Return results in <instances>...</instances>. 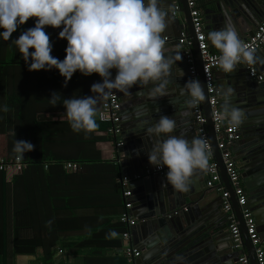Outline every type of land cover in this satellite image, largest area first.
<instances>
[{
	"label": "crops",
	"instance_id": "obj_1",
	"mask_svg": "<svg viewBox=\"0 0 264 264\" xmlns=\"http://www.w3.org/2000/svg\"><path fill=\"white\" fill-rule=\"evenodd\" d=\"M215 2H218V0H196L198 7L201 9L206 39L207 33L214 30L213 27L216 25H214L215 20L210 22L213 14L209 16L205 12L206 9L215 10ZM173 3L180 6L179 0H174ZM180 10L181 6L176 11L175 16L183 24L184 14ZM244 13L242 16H245V19L250 17L247 9H244ZM205 16H209V18L205 19ZM216 20H220L221 24L231 23L234 25L237 23V20L233 19L230 14H220V17L217 16ZM233 21L236 22L232 23ZM35 22V17L29 18L25 24L20 25L12 34L8 41L11 46L10 51L5 53L6 55L3 58L16 63H10V67L7 68L0 67V108L3 107L2 105L5 102H11L12 127L13 125L17 126L16 135L13 128L9 132L11 135L9 138L3 132L0 133V156L5 158L7 153L19 156L14 151V144L16 140H23L35 145L33 151L24 153L27 159L30 160L36 154L42 157L57 156L59 158L52 159L51 162L49 159L45 160L40 164L41 166L39 164H29L24 165L22 170L5 173L6 191L5 194L2 193V198H5L6 240L0 241V252L2 246V251H5L6 254L4 257L0 255V264H128L124 249L130 245L140 250V257L138 258L140 264H179V262H168L161 252L166 247L162 245L160 240L161 237L165 236L164 233H167V230L162 227L163 230L160 235H155L154 232L160 229L159 226H156V223H153L155 229L151 233L152 230L148 226L144 228L145 225L142 224L145 223L140 222V219L144 217L141 214L144 208L141 204H146L148 200H150L151 206L159 211L165 206L164 216L167 217L168 224L170 223V226L174 229L169 231L170 239L175 238L180 231H183L184 236L191 241L190 245L183 247L174 255L173 260L186 255L188 252L195 254L194 248L202 242H208L210 238L220 239L224 241L226 246L229 245L230 247L231 236L222 209L221 191L206 185L207 173L205 169L199 173L194 170L192 177L189 179L187 191H177L170 184L167 186L165 184L158 189L150 190L147 194L143 182L141 183L140 180H142L141 178H147L142 175H144L147 168L153 165L146 166L143 163V169L140 171L141 168L137 164L135 165L134 162L136 159H140V155L148 159L147 150L149 148L151 150L157 145L158 138L154 134L147 133L146 129L158 121L160 115L178 120L180 117L177 113L183 111L190 120L186 122V125H190L194 133L190 131V136L184 137V134L176 128L173 133L167 135H181L189 141L198 138L191 107L186 103L190 99L187 89L184 88V84L189 81L187 75L184 76V80L181 79V82H179L178 70L173 68L171 75L166 77L169 81L166 85V96L157 100L154 98L152 89L161 81L149 83L143 87L133 86L131 88L134 91L133 93L138 94L135 97L136 100L141 99L136 104L139 113L136 110L134 111L135 115L140 116V119L136 118L137 121H134L132 114L128 116L127 112V114L122 115L120 109V133L113 135L107 132L109 123L106 125L101 120V97L90 92L93 83L102 82V78L98 74L93 73L84 76L77 71L67 82V85L64 86V78L55 68L47 71L28 70V64L21 58L12 41L17 39L23 31L33 28ZM259 22L256 21L251 26L245 22L244 27L256 28ZM61 30L62 27L52 28L46 26L44 28V31L50 37L51 55L62 61L65 58L67 41L58 38ZM184 32V28H177L176 24H171L168 20V28L162 33V37L165 41L173 43V50L176 49L183 53L184 45L178 42V36ZM186 37L190 40L187 33ZM248 37L249 35L246 36V38ZM207 42L211 51L219 52L211 45L210 41L207 40ZM262 46L259 53L253 57V64L258 70L264 69V48ZM29 51H34V49H29ZM113 71L116 74V70L112 69ZM239 72V68L234 73H224L220 68L214 70L218 104L221 103V100H224L223 93L228 88L232 87L236 93L244 92L245 84L241 80H238L236 84L234 82V80L237 81ZM112 77L114 76L112 75ZM229 80L232 82H229ZM258 83H260L259 89L261 90L264 81ZM114 91L118 95L119 91ZM53 92L61 95V99L55 107L49 103ZM2 93H8V95ZM257 94H260V92L251 94L248 98H256ZM88 95L97 96L98 99L96 105L98 128L87 134L84 131L73 132L66 119L63 99ZM232 97L233 95H231L229 101H232ZM144 99L149 101L145 102ZM246 101L249 100L246 99ZM142 102L146 103L145 107H142ZM148 103L154 104L149 106ZM170 107H174L173 110L177 114L176 116L172 112L173 110L168 114L160 115L155 111ZM219 107L223 111L224 106L219 105ZM2 114V109H0V120ZM4 115H7L6 111ZM253 115V122H261L264 128V109L258 110ZM139 128H142L145 134L149 136L148 140L141 137L148 145L146 149L143 147L145 145L142 146V144L136 142L135 137ZM252 128H248V137L254 133ZM247 136L240 138V140L248 139ZM166 138L165 134H161L159 140ZM117 140H122L123 144L117 146ZM249 145L248 142L241 147L246 148ZM237 147L239 150H236ZM237 147L232 145L230 150L233 161L238 166L239 160H236V158L243 149L239 144ZM71 161L77 163L78 168L76 170L65 167L64 163ZM113 167L116 169H112ZM237 168L239 169V185L246 195L247 206L253 214L256 230L260 235H263L264 197L259 192V187L255 185L256 178L250 177L245 180L242 176L243 169L239 166ZM136 175L141 176L135 179ZM244 175L248 177L247 173ZM123 176L131 178L124 188L131 190L132 207L129 209V213L136 218V223L128 227V241L122 236L123 226L119 222V216L124 210L123 186L121 184ZM13 177H15V181ZM251 184L252 186L247 187ZM220 185L227 190L222 178ZM182 201H184L183 204H181ZM232 209L235 212L233 205ZM111 232H116L118 235L113 238L109 235ZM241 235L243 241L242 231ZM15 236L18 239L26 240L25 244L27 245L23 254H14V251L21 246L20 243L14 244ZM44 250L53 253L54 258L44 261L42 259ZM238 250L248 254L244 242L241 249ZM121 258H124L125 261L123 259L121 261Z\"/></svg>",
	"mask_w": 264,
	"mask_h": 264
},
{
	"label": "clouds",
	"instance_id": "obj_2",
	"mask_svg": "<svg viewBox=\"0 0 264 264\" xmlns=\"http://www.w3.org/2000/svg\"><path fill=\"white\" fill-rule=\"evenodd\" d=\"M32 17L36 18L35 26L12 41L28 64V70L55 68L64 78V86L77 71L84 76L98 74L102 82L93 83L90 92L103 98L111 94L106 90L129 94L133 86L143 87L157 81L161 82L152 89L153 94L166 96L169 83L166 77L182 59L179 53L174 58L165 54L162 33L168 28L169 16L161 8L160 0H0V29H3L0 37L9 41L17 28ZM46 26L62 27L58 38L67 41L62 61L51 55L50 37L44 31ZM207 40L221 53L217 63L224 73H234L239 65L254 62L253 51L239 38L231 23L208 32ZM112 69L116 70L114 79ZM184 88L190 97L186 101L188 106L196 107L205 100L198 80L187 81ZM233 93L232 88L223 93L224 107L218 119L223 121L227 117L235 127L242 122L243 112L234 107L229 112V98ZM60 99L61 95L53 92L49 103L55 107ZM97 103L94 95L63 99L66 119L73 132L87 134L98 128ZM175 129L176 121L166 115H160L159 120L146 129L158 138L157 145L148 153V162L157 169L167 168L164 181L177 191H187L194 170L208 166L207 142L203 138L189 141L181 135H167ZM161 134L167 138L159 140ZM34 148L35 145L23 140H16L14 144L20 158ZM109 235L114 238L118 234Z\"/></svg>",
	"mask_w": 264,
	"mask_h": 264
},
{
	"label": "water",
	"instance_id": "obj_3",
	"mask_svg": "<svg viewBox=\"0 0 264 264\" xmlns=\"http://www.w3.org/2000/svg\"><path fill=\"white\" fill-rule=\"evenodd\" d=\"M173 2L174 0H160V6L163 10L168 12V16H169L168 20L171 22V24H176V27L180 29L184 28L185 32L188 34V38L192 41V48H193V52L195 56L198 81L201 83L203 90H204V95H205V100L202 102V104H203L204 114L206 116V125H207V130L209 134L212 152L214 153L215 159L218 163L221 178L225 183V187L230 193V201L233 205V208L236 212V216L240 223L239 225H240V228L243 234V242L246 248L248 249V254L246 255L248 256L249 263L257 264L255 257H254V247L252 246L249 240V237L246 233L245 224H244L242 217L240 216L239 207L236 203V197L234 196L232 187L230 186L229 181L226 177L225 169L222 164V160L220 156V152L217 148L216 135L213 130V122L211 119L209 105L207 101L206 86H205V81H204L203 74H202V68H201L202 60H201L199 50L197 47V41L195 39L189 10L186 6L185 0H179L180 6H181L180 11L184 14L183 24H181L176 18L175 14H173V7L175 4ZM214 7H215V10L206 9L207 11L205 12L206 14H209V16L213 14L211 15V20H210V22H214L215 20L214 25L216 26H214L213 29L219 30L226 24V23L221 24L220 20H216L217 16L219 18L220 14L221 15L230 14L233 19L237 20V23H235L233 26L235 27L239 35V38L241 40L245 39L246 36L248 35L251 36L253 32L255 31L254 27H249V28L244 27L245 22L251 26V25H254L256 21H261L264 18V0H218V2H215ZM244 9H247L250 14V17H247L246 19H245V16H242L245 14ZM241 12H243V14L240 15ZM209 16L208 17L205 16V19L206 18L208 19ZM234 22L236 21H233L232 23ZM165 42H166L165 54L167 56L174 58L175 55L179 53L182 57L180 61L176 62L175 65H173L171 71L173 70V68H176L178 70V81L179 82H181V79L184 80L185 75H187V78H188L187 80H190L189 71L187 70L188 66L185 62L184 55H182L183 53L176 49L173 50L174 49L172 48L173 43L167 42V41ZM262 47L264 48V45ZM259 51H260V48L254 52L253 57H255V55L259 53ZM243 65L241 64L238 66L240 72L238 74L237 81L234 80V82L236 84L238 80H241V82L245 84L243 88L244 92L236 93L234 91V93L232 94L233 95L231 99L232 101H229V105H230L229 108H230V111H231V108L234 107V108L240 109L243 112V120L238 125L240 129V133H241V138H245L247 136L249 127H253L252 129H254V133H252L253 131L251 132L252 133L250 136L251 138L247 136L248 139H245V140L239 139L238 141L234 142L233 145L237 147V145L239 144V146L241 147L242 145L248 142L250 143V145L247 146L246 148L241 147L243 151L242 152L240 151L241 153L239 156H237L236 160H239L238 166L241 169H243L242 176L244 177V179L247 180V178H250V177L256 178L255 185L259 187V192H261L262 196L264 197V128L261 122H258V123L253 122L254 121L253 114L257 112L258 110L264 109V104H263L264 100H262L264 99V86H262L260 90L259 89L260 83H258L256 80L252 79L248 75L247 70L246 68H244L245 66L243 67ZM180 70H182L183 74L181 73ZM111 73L114 76L112 78H115V75H116L115 71L112 72L111 70ZM229 82H232V81L229 80ZM133 92L134 91L132 89H130L129 94H124V93L119 92L118 98H119V101L121 102V108H120L121 114L122 115L127 114L128 112V116L132 114L133 115L132 119L134 121H137V119H140V116L135 115L134 111L136 110L139 113V109L136 104L139 101H141V99L136 100L135 97H137L138 94L133 93ZM257 92H260V94H257L256 98H248L250 97L251 94H255ZM154 98H156L157 100L158 98H161V97H158V94H157V95H154ZM246 99L249 101H246ZM144 101L148 102L149 100L144 99ZM145 102H142V107L146 106ZM218 102H219V99H218ZM152 104L154 103H148L149 106H152ZM219 105L224 106V100L223 101L221 100V103H219ZM173 109L174 107H170V108H163V109L155 110V111H157L160 115V114H168ZM172 112H174V110ZM177 114L179 115L180 118H178V120L173 118L176 121V128H178L179 131H181L184 134V137L185 136L189 137L190 131L194 133L193 128L190 125L189 126L186 125V122H189L190 120H188V118L183 113V111ZM177 114L175 113L174 115L176 116ZM225 119L229 122V119L227 117ZM179 124L181 125L178 126ZM144 134L145 132L142 130V128H139L138 133L136 134L137 136L135 138L137 139L136 142L138 144H142V146L145 145L143 147L144 149H146L148 145L146 142H144L145 140L144 141L142 140L141 137H145L144 139L148 140L149 136L147 134H145L144 136ZM236 150H239V148L237 147ZM151 151L152 149L150 150L149 148V150H147V153H150ZM134 162H135V165L137 164V166L141 168L140 171L143 169L144 165L146 166L151 165L148 162V159L144 158L143 155H140V159L138 160L136 159ZM195 170L198 173L201 172V169L197 168ZM246 173L248 177H245L244 174ZM165 175L166 174L164 175L155 174L147 178H141L142 180L140 181L141 183L143 182L146 193L149 192L150 190H154V189H158L162 187L161 184L165 180ZM165 184L166 186L169 185L166 181H164L163 185ZM250 186H252V184L247 185V187H250ZM179 201L180 199L178 200V202ZM183 203L184 201H182L181 204ZM141 205L144 207L141 211V214L144 217L143 219H140V222L145 223V224H142L143 226L145 225L144 228L148 226V228L152 230V232L151 231L150 232L153 233V230L155 229V226L153 223H156V226H159L160 229L154 232L155 235H160V233L162 232L164 228L165 230H167V233H164L165 236L163 238L161 237L160 241L162 245L166 247V249L162 250L161 252L168 262L169 261L179 262V264H239L238 257L240 256V254H242V252L240 250H233L232 248L229 247V245L226 246L224 244V241L220 239H216V238H210L208 242H204V243L202 242L198 244L194 248L195 254H192V252H188L186 253V255H183L173 260L174 255H176L179 252V250H181L183 247L190 245L189 243L191 241L188 240L187 237L184 236L183 231H180L175 238L170 239L169 231L174 230V229L173 227L170 226V223L168 224L167 217L164 216V213L166 212L165 206L162 207L163 209L161 211H159L156 208L151 206L150 200H148L146 204H141Z\"/></svg>",
	"mask_w": 264,
	"mask_h": 264
},
{
	"label": "built area",
	"instance_id": "obj_4",
	"mask_svg": "<svg viewBox=\"0 0 264 264\" xmlns=\"http://www.w3.org/2000/svg\"><path fill=\"white\" fill-rule=\"evenodd\" d=\"M186 6L189 10L191 17V23L194 30L195 39L197 41V47L202 60V74L205 81L207 101L209 105L210 115L213 122V130L216 135L217 148L220 152L222 164L225 169L226 177L233 189L234 195L236 197V203L239 206L240 215L244 221L246 233L249 240L254 247V257L257 264H264V234L256 230V224L252 212L247 206V198L239 185V169L238 166L233 161L230 146L234 142L241 138V133L239 126L233 127L230 122L226 119L223 121L218 119L220 110L218 104V94L214 83V69L220 68L217 59L220 52H213L209 48V44L206 39V35L203 28V20L201 15V9L198 7L196 0H185ZM180 9V6L175 3L173 14ZM178 42L184 45L183 55L185 62L188 65V71L190 80L196 79L197 68L194 58V53L192 51V41L188 40L186 33L180 34L178 36ZM243 42L249 47L250 50L254 52L259 49L264 44V19H262L255 28V31L251 36L244 39ZM248 75L258 81H264V69L258 70L253 63H244ZM110 91L111 94L106 98L101 97V114L102 117L109 122L107 127V132L113 135L120 133L119 125V111H120V101L117 93L114 90ZM193 119L195 122L196 132L199 138H203L207 142L206 155L208 157V166L205 169L207 173L206 185L210 188L215 187L217 190L221 191L222 196V209L226 216V221L228 224L229 234L231 236L230 248L233 250L241 249L242 247V235L240 230V225L236 217L235 212L232 209V203L230 201L229 191L224 189L221 185V174L219 171L218 163L214 158L212 148L210 145L209 134L206 126V116L204 114L203 104L200 102L196 107H191ZM123 144L122 140H117L116 145L121 146ZM25 164L22 162L20 156H15L12 160H6V158L0 156V171L6 173H11L12 171H19ZM65 167L68 169L76 170L78 165L76 162H66ZM167 172V168L157 169L152 166L147 168L144 177H148L152 174L164 175ZM141 175H136L134 178H139ZM131 180L130 177L123 176L121 179V184L123 186L122 195L124 198V210L119 216L120 222L126 224V227H130L136 223V218L131 216L129 209L132 207V202L130 200L131 190L124 188L126 184ZM185 209V208H184ZM176 213V212H175ZM122 236L129 239V230L127 229L122 233ZM124 255L127 258L128 264H140L137 259L140 255V250L132 245L127 246L124 249ZM239 264H250L248 256L245 253L240 254L238 257Z\"/></svg>",
	"mask_w": 264,
	"mask_h": 264
},
{
	"label": "trees",
	"instance_id": "obj_5",
	"mask_svg": "<svg viewBox=\"0 0 264 264\" xmlns=\"http://www.w3.org/2000/svg\"><path fill=\"white\" fill-rule=\"evenodd\" d=\"M3 29H0V32H2ZM10 44L8 41H4L2 37H0V67H10V63L12 62H15V61H10L9 59L7 58H3L6 54L5 53H8L10 51ZM16 63V62H15ZM4 94V93H2ZM4 95H8L7 94H4ZM3 107L0 108L2 109V119L0 120V133L3 132V134H6V136L9 138L11 135H10V131L14 128V132H15V135L17 133V126L13 125L12 127V121H11V111H12V108L10 107L11 106V102L10 101H7L5 102L3 105ZM5 111L7 112V115L5 116ZM102 121H104L107 125V123H109L107 120L103 119V117L101 118ZM8 133V134H7ZM13 136V134H12ZM16 155H10L9 153H7V157L6 160H12ZM55 158H59V157H53V156H50V157H42V156H36L35 157H32L30 160L27 159V157H23L21 158L22 159V162L25 164V165H29V164H34V165H38L41 166L40 164L43 163V161L45 160H48L51 162L52 159H55ZM65 158V157H63ZM103 163H106V162H103ZM65 164V163H64ZM109 165V164H108ZM112 165V164H110ZM112 169H116L115 167H113ZM22 170V169H21ZM6 172L4 171H0V185H1V195H0V199L3 197L2 193L4 192L5 194V191H6V181H5V178H6ZM14 181H15V177H13ZM15 185V183H14ZM3 190V191H2ZM5 197V196H4ZM17 204V203H16ZM120 222V220H119ZM121 225L123 226V232L126 231L128 228L126 227V224L120 222ZM5 230H6V215H5V198H2L1 201H0V241L2 242L3 240H6V236H5ZM122 232V233H123ZM28 241V240H27ZM17 243H20L21 246L18 250L14 251V254L15 253H20V254H23L25 252V248H26V240L25 239H18L16 236L14 237V244H17ZM5 251H2V246H1V252H0V255H2V257L5 256ZM54 258L53 257V253H50L49 251H45L42 252V259L44 261L46 260H49V259H52ZM122 259L125 261L124 258H121V261Z\"/></svg>",
	"mask_w": 264,
	"mask_h": 264
}]
</instances>
